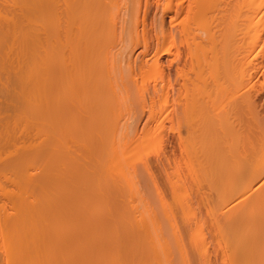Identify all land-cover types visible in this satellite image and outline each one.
<instances>
[{"label":"bare ground","instance_id":"6f19581e","mask_svg":"<svg viewBox=\"0 0 264 264\" xmlns=\"http://www.w3.org/2000/svg\"><path fill=\"white\" fill-rule=\"evenodd\" d=\"M187 1L178 0L184 12ZM245 2L251 37L245 55L251 56L250 68L264 67V0ZM0 4V82L9 104L0 111V264H264V117L252 99L246 100L248 94L241 101L249 116L236 132L231 129L234 134L228 133L233 139L231 167L215 163L217 148L208 129L204 137L209 142L199 147V160L192 164L199 161L201 184L223 186L216 204L219 216L210 223L218 257L206 247L208 237L201 227L196 239L188 225L181 235L161 224L155 232L148 213L134 214L129 221L133 213L123 216V197L109 194L121 191V183L110 189L101 180L93 181L94 175L105 181L109 175H125L123 162L129 152L123 151V130L138 132L137 124L124 126L117 113L123 105V85L130 93L123 72L133 71L137 45L145 42L146 49L149 43L139 33L140 0ZM172 7L173 0H168L164 15ZM226 17L221 33L209 36L220 38L216 57L227 70L237 65V56L234 21ZM191 21L183 13V32L188 35ZM175 36L162 17L155 63L172 51ZM164 104L169 105L168 97ZM188 109V102L179 107L181 122ZM77 131L112 135L77 140ZM75 146L96 157L93 170L87 158L77 157ZM224 179L231 180L227 188ZM134 222L136 227H127ZM189 232L197 240L190 242L198 244L199 239L203 247L184 244Z\"/></svg>","mask_w":264,"mask_h":264},{"label":"rangeland","instance_id":"374dc122","mask_svg":"<svg viewBox=\"0 0 264 264\" xmlns=\"http://www.w3.org/2000/svg\"><path fill=\"white\" fill-rule=\"evenodd\" d=\"M245 1L188 0L186 4L188 12H184L178 0H173L171 11L164 15L168 0H140L142 11L139 33L142 36L146 35L149 43L146 49L145 42L137 45L132 53L133 71L123 72L130 93L123 85V105L117 113L124 126L131 124L136 127L137 124L138 132L123 130V151L129 152L128 159L124 158L123 162L125 175L122 178L109 175L108 181L98 175L93 177V181L101 180L103 185L108 187L112 185V188L119 187L115 184L121 183V191L114 189L110 191L113 194H109L123 197V216L129 217L133 213L131 217H134V214L140 216L141 212L148 213L149 219L151 217L149 222L155 232L158 231L156 227L158 228L160 224L165 230L176 231L178 235L192 227L196 239L200 235L198 227H201L208 237L207 242L204 241L207 243L206 247L209 246L218 257L221 252L210 233L212 228L210 223L214 216H219L216 204L223 186L219 183L201 184L197 151H201L199 147H203V144L206 147L209 142L204 137L209 130L211 143L217 148L215 163L224 166L222 162H225V165L231 167L230 149L233 139L228 137V133H232V130L236 132L235 128L239 129L249 116L241 96L248 94L246 100L252 99L255 103L251 102L256 104L254 106L256 111L264 117V67L257 65L250 68L251 56L246 58L245 55L248 46H251ZM183 13L192 17L189 35L183 32ZM223 15H227L226 19L229 21L231 19L234 21L232 44L234 55L236 53L237 56V65H231L227 70L218 64L216 57L221 48L220 38L209 36L221 33V26L225 20L222 18ZM162 17H165L166 29H175L178 36H175L172 42V51L155 63L156 50L159 48L157 31ZM262 38L264 39V25ZM200 41L202 45L198 47L197 42ZM0 86V111L3 113L7 109L4 107L8 103L6 100L8 94L4 93L1 82ZM142 95L144 100L140 98ZM164 97H168L169 105L164 104ZM186 102L189 103V109L181 122L179 107ZM240 102L244 103L243 107ZM95 116L98 117L97 114ZM77 132L75 135L77 140L86 136L100 138L112 135ZM74 149L80 160L88 159L89 169L93 170L96 157L82 153L78 146ZM196 158L198 163L196 169L193 168L197 172H194L192 164L196 163ZM2 182L4 185L7 184L4 180ZM230 182V179H224L225 187ZM173 191H176L175 194ZM237 200H233L231 206L235 205ZM133 217H129L128 220H133ZM214 222L215 220L212 223ZM186 225L190 227L185 228ZM127 227H136V224L134 222ZM191 237L185 236L184 240V244L189 248L195 243H191V239L197 242ZM199 239L198 244L193 246L198 247L199 244L202 246ZM201 250L204 251L205 248ZM226 263L229 264V261Z\"/></svg>","mask_w":264,"mask_h":264}]
</instances>
